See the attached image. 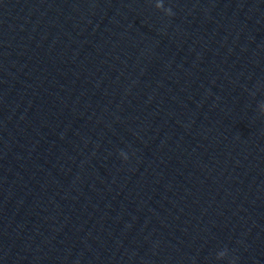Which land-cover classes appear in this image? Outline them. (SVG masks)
Masks as SVG:
<instances>
[{"label":"water","instance_id":"obj_1","mask_svg":"<svg viewBox=\"0 0 264 264\" xmlns=\"http://www.w3.org/2000/svg\"><path fill=\"white\" fill-rule=\"evenodd\" d=\"M0 264H264V0H0Z\"/></svg>","mask_w":264,"mask_h":264}]
</instances>
